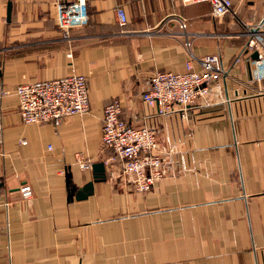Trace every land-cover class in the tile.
<instances>
[{"label": "crops", "instance_id": "crops-1", "mask_svg": "<svg viewBox=\"0 0 264 264\" xmlns=\"http://www.w3.org/2000/svg\"><path fill=\"white\" fill-rule=\"evenodd\" d=\"M57 2L0 0V264H264V79L249 70L240 26L208 3L87 0L84 25L66 35ZM232 4L243 22L264 21V0ZM178 17L194 58L220 56L222 98L162 117L142 94L156 72L185 70ZM71 74L88 79L89 112L22 123L16 88ZM115 99L124 121L156 130L165 176L149 191L95 181L75 161L103 163V110ZM88 183L84 199L69 197Z\"/></svg>", "mask_w": 264, "mask_h": 264}, {"label": "built area", "instance_id": "built-area-1", "mask_svg": "<svg viewBox=\"0 0 264 264\" xmlns=\"http://www.w3.org/2000/svg\"><path fill=\"white\" fill-rule=\"evenodd\" d=\"M182 5L208 3L214 18L230 16L242 29L246 42L243 54L257 53V59H249V70L256 80L264 79V21L250 25L240 20L233 9L232 0H177ZM87 0H58L56 25L66 35L82 28L85 23ZM115 17L120 26L127 20L122 8L115 9ZM179 30L184 33L183 47L190 59L182 73L156 72L149 80L148 90L142 100L157 116L167 117L198 107L199 100L213 94L222 98L221 77L223 68L219 55H207L200 59L191 53L192 40L187 36L188 20L178 17ZM71 57V55H69ZM241 57L237 58L236 62ZM196 61L198 70L194 69ZM88 79L71 74L65 78L40 81L16 88L18 114L26 125L50 123L59 126L63 121L83 116L89 112ZM123 106L117 99L105 106L102 117L101 153L105 154L103 165L105 178H122L139 192L149 191L165 176L163 160L158 152L156 130L145 124V118L127 123L122 118ZM22 144H24L22 142ZM75 161L83 172L92 171L93 163L75 156ZM23 199L32 196L28 184L19 188Z\"/></svg>", "mask_w": 264, "mask_h": 264}, {"label": "water", "instance_id": "water-1", "mask_svg": "<svg viewBox=\"0 0 264 264\" xmlns=\"http://www.w3.org/2000/svg\"><path fill=\"white\" fill-rule=\"evenodd\" d=\"M10 16V7H8L7 17ZM258 55L257 53H253L251 55V59H257ZM92 172L95 174L93 179L95 181H101L105 179V168L102 163H97L92 166ZM66 178H70V175L68 174ZM88 190H92V183H88L86 186L82 188V190H78L75 186H71L69 197H73L76 194V199L81 200L86 197V193ZM77 192H79V196L77 195Z\"/></svg>", "mask_w": 264, "mask_h": 264}]
</instances>
